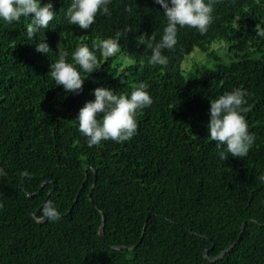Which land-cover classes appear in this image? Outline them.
<instances>
[{"label": "trees", "instance_id": "obj_1", "mask_svg": "<svg viewBox=\"0 0 264 264\" xmlns=\"http://www.w3.org/2000/svg\"><path fill=\"white\" fill-rule=\"evenodd\" d=\"M52 2L55 19L32 39L30 18L0 21V264H264V36L257 34L264 0H217L207 33L178 30L175 48L164 50L167 66L149 65L150 52L136 39L154 34L158 41L163 33L155 0H112L111 16L98 14L89 29L68 24L70 0ZM126 26L118 42L131 65L100 57L81 92L55 86L48 72L58 42L71 61L80 43L92 48ZM43 38L48 56L35 48ZM214 43L230 62L185 76L184 57ZM141 81L153 104L138 112L137 134L90 147L75 118L93 89L130 94ZM237 87L250 93L244 115L256 141L246 157L221 160L208 137L210 99ZM48 201L59 220L43 215ZM100 225L108 246L127 248L102 245ZM234 241L222 258L204 256Z\"/></svg>", "mask_w": 264, "mask_h": 264}, {"label": "clouds", "instance_id": "obj_2", "mask_svg": "<svg viewBox=\"0 0 264 264\" xmlns=\"http://www.w3.org/2000/svg\"><path fill=\"white\" fill-rule=\"evenodd\" d=\"M155 2L163 8L165 18L160 39L157 41L154 34L150 36L142 34L136 39L138 45H144L145 50L150 52L147 57L149 65L167 66L169 57L164 54V50L175 48L178 30L188 27L196 29L200 34L207 33L214 21L213 13L217 0H155ZM110 4L112 0H70L65 17L68 24L89 29L95 23L98 14L111 16ZM53 8L52 0H48L47 3H42L41 0H0V21L12 24L20 22L22 18H30L26 32L28 38L32 39L41 29L49 28L50 22L56 16ZM126 11L132 12V8L128 7ZM129 30L130 27L126 26L118 30L115 36L100 39L92 48L80 43L71 52V61L67 59L69 52L58 42L56 51L58 58L50 63L48 72L55 86H62L66 93L81 92L85 78L101 68L100 57L107 61L121 52L118 41ZM257 34L264 36V28L257 26ZM35 48L47 56L52 51L44 38L39 39ZM97 53L100 54L99 57ZM133 62L125 55V65H131ZM149 87L148 82L141 81L132 88L130 94L117 93L116 90L105 86L93 89L94 99L88 100L79 109L75 118L78 129L86 137L88 145L96 146L109 140L117 143L130 141L138 131L136 118L138 112L153 104ZM249 95L247 89L237 87L210 99L208 137L220 149L221 160L227 158L229 154L237 158L246 157L255 144L256 134L249 130L244 115L251 110L247 99ZM22 175L27 176V171ZM259 180L264 182V174L260 175ZM43 215L56 221L60 219L61 213L54 202L48 201L43 206Z\"/></svg>", "mask_w": 264, "mask_h": 264}, {"label": "rangeland", "instance_id": "obj_3", "mask_svg": "<svg viewBox=\"0 0 264 264\" xmlns=\"http://www.w3.org/2000/svg\"><path fill=\"white\" fill-rule=\"evenodd\" d=\"M226 45H224L225 47ZM210 55L214 56L211 57ZM125 54L118 53L113 59V65L117 64L119 68H125L128 65L124 64ZM127 58H129L127 56ZM218 58V59H216ZM130 59V58H129ZM228 63L230 59L224 51L219 48L218 44H212L210 48L204 52L200 51L197 48H194L189 54H187L182 63L181 68L185 76H190L194 67L196 66H206L207 68H213L216 62ZM142 62V60L140 61ZM195 78H199L196 74Z\"/></svg>", "mask_w": 264, "mask_h": 264}, {"label": "water", "instance_id": "obj_4", "mask_svg": "<svg viewBox=\"0 0 264 264\" xmlns=\"http://www.w3.org/2000/svg\"><path fill=\"white\" fill-rule=\"evenodd\" d=\"M0 169L3 171V169H2V167L0 166ZM87 169H88V167H85L84 168V171H85V173H87ZM3 173H5L4 171H3ZM95 174V173H94ZM87 178H85V180H86ZM83 186V184L81 185V187ZM94 187V185H92L91 186V189H90V192H89V197L91 196V190H92V188ZM31 195V194H30ZM149 214H150V212H148V214H147V216H146V218H145V220H144V226H143V230H144V228H145V226H146V223H147V218H148V216H149ZM103 218V217H102ZM40 218H37V220H39ZM102 221H103V219H102ZM242 226H244V223L242 224ZM102 232H103V227H102V225H100L99 226V228H98V233H97V235H98V239H99V242L102 244V245H104V246H108L104 241H103V239H102ZM238 240V238L235 240V241H237ZM235 241L233 242V243H231L229 246H228V248H226V249H224L219 255H217L216 257H209L208 256V254H207V249H205L204 250V256L208 259V260H216V259H219V258H222L223 256H224V254H225V252L228 250V249H230L233 245H234V243H235ZM108 247H110V248H116V249H122V248H127V246H124V245H119V246H113V245H109ZM134 246H131V248H133Z\"/></svg>", "mask_w": 264, "mask_h": 264}]
</instances>
